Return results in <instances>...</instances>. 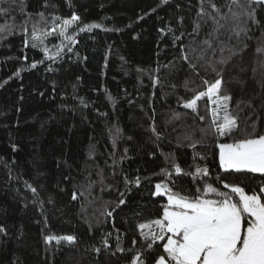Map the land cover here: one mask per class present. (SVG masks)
I'll return each mask as SVG.
<instances>
[{
    "label": "trees",
    "instance_id": "obj_1",
    "mask_svg": "<svg viewBox=\"0 0 264 264\" xmlns=\"http://www.w3.org/2000/svg\"><path fill=\"white\" fill-rule=\"evenodd\" d=\"M42 2L26 0L27 11H46L64 19L75 12L81 25L103 27L80 33L72 51L65 49L55 61L46 60L39 48H24L19 33L0 41V225L7 231L0 234V264H128L132 239H137V249L143 245L136 225L156 218L160 205L166 203V198L151 195L154 184L165 181L161 169H172L165 157L184 171H194L196 166L209 169V176L197 183L190 176H174L176 191H194L204 180L228 191L217 184L219 176L244 187L247 194L258 192L264 177L219 168L211 135L195 149L190 146L211 121L205 111L207 98L198 101L200 114L206 116L203 122L181 106L194 96L184 87L186 79L195 81L189 89L205 90L200 78L179 59L181 44L187 46L193 39L189 33L197 20L198 0H170L167 5L160 0H49L54 7L48 9L40 7ZM13 15L17 22L22 19L18 9ZM257 19L259 27L249 33L253 39L232 57L225 80L233 108L239 99L261 96L253 100L257 115L252 117L260 126L264 93L257 81L264 80V56L255 49L264 29V12H258ZM207 31V27L201 30L197 43ZM181 32L182 40L174 43ZM221 39L242 47L235 37ZM57 45L54 36L47 41L50 54ZM38 61L43 62L28 70ZM17 71L20 77L15 76ZM154 76L160 81L155 86ZM201 76L213 79L203 70ZM250 112L244 108L241 122ZM177 114L182 115L176 118ZM153 124L160 139L152 131ZM97 170L103 172L105 190L100 191L102 185L97 183L91 196L85 192L71 200L73 190H84L80 186L87 184L86 176L99 181ZM124 176L129 180L139 176L140 187L126 186ZM25 181L36 187L35 195ZM121 191L127 203L117 207ZM105 209H115L113 216L102 215ZM49 235H74L76 243H46ZM104 239L109 248L104 247ZM118 244L125 252L117 251ZM95 248H100L99 254Z\"/></svg>",
    "mask_w": 264,
    "mask_h": 264
},
{
    "label": "snow or ice",
    "instance_id": "obj_2",
    "mask_svg": "<svg viewBox=\"0 0 264 264\" xmlns=\"http://www.w3.org/2000/svg\"><path fill=\"white\" fill-rule=\"evenodd\" d=\"M169 3L170 0H160L161 5ZM198 4L197 20L194 22L192 32L189 33L193 39L187 46L181 44L179 59L188 66L194 77L200 78L205 90L189 89V85L195 81L186 79L184 87L193 91L194 96L181 106L190 110L200 122H203L206 116L200 114L198 101L207 98L205 111L210 115L211 121L208 127L200 129L202 133L200 140L192 142L190 146L195 149L197 143H203L204 139L211 135L218 149L219 168L223 172L252 173L264 177V124L258 126L257 121L252 119L257 115L253 100L260 99L261 96L257 94L249 100L239 99L233 108L231 106L233 95L226 90L228 82L225 80V72L232 57L248 47L245 41L253 39L249 33L260 25L257 16L258 12H264V0H225L223 4H217L216 0H198ZM27 7L26 0H0V18H5L4 22L0 23V41L19 33L23 36L24 48H39L46 60L55 61L65 49L72 51V47L78 43L76 37L80 33L103 27L98 23L81 25V18L75 12L70 18L64 19L60 15L46 11L29 12ZM40 7L48 9L54 5L50 4L49 0H43ZM17 9L22 17L19 22L16 15H13ZM180 22H183V17L180 18ZM204 27H207L208 31L197 43L196 37H199ZM168 31L171 32L172 29L169 28ZM53 35L61 38V43L56 46L55 53L50 54L49 48L45 46V40ZM225 35L227 41L235 37L237 44L242 47L230 46L221 39ZM183 36V32L180 36H175L174 43L182 40ZM256 40L255 52L264 56V29L261 30V37H257ZM225 51L229 55L225 56ZM24 59L26 61L27 57ZM42 62L31 63L28 70L35 69L37 64ZM261 64L264 66V61H261ZM201 70L212 73L213 79L201 76ZM255 72L256 69L253 68V78ZM20 75V71L15 73L16 77ZM152 80L154 86L160 82L159 76L152 77ZM7 82L4 81L5 84ZM257 84L261 93H264V80L257 81ZM0 87L3 85L0 84ZM83 103L81 100V104ZM261 107H264V102ZM244 108L252 109V112L241 122L240 113ZM180 115L182 114H177L176 118ZM152 131L157 139L161 138L154 124ZM113 147L115 148V138ZM13 150L15 151V146ZM193 159L195 160V156ZM200 159L204 157L201 155ZM165 160L171 163L172 169L169 170L167 167L161 169L165 181L155 183L151 195L154 198H166V203L160 205L156 218L136 225L143 245L137 249L138 241L132 239V248L127 250L132 253L128 264H264V196L261 195L264 194V184L260 185L258 192L252 190V194H247L244 187L229 184L217 176V184H222L228 191H221L206 180L195 187L194 191H176L174 176H190L193 183H197L209 176V169L196 166L194 171H184L175 161H170L168 157H165ZM96 175L99 181L92 180L90 174L86 176L87 184L80 186L84 190H73L71 200H78L79 197L85 196V192L91 196L92 188L97 183L102 185L100 191H104L103 172L97 170ZM123 179L126 186L133 184L139 188L141 185L139 176L134 180H129L127 176ZM25 186L34 195L37 193L36 187L27 181ZM107 187L111 190V186ZM119 196L117 207L127 203L124 192H119ZM114 211L115 209L112 211L105 209L102 215L112 217ZM0 234L7 235L6 228L2 225ZM52 241L57 245L62 241L73 245L76 243V237L74 235L45 237L46 243ZM103 245L105 248L110 247L107 239L103 240ZM94 250L100 253V248ZM117 251L123 253L125 249L118 244Z\"/></svg>",
    "mask_w": 264,
    "mask_h": 264
},
{
    "label": "rangeland",
    "instance_id": "obj_3",
    "mask_svg": "<svg viewBox=\"0 0 264 264\" xmlns=\"http://www.w3.org/2000/svg\"><path fill=\"white\" fill-rule=\"evenodd\" d=\"M55 38H57L58 40V45L61 43V38H59L57 35H53ZM52 36L48 37L46 40H45V46L47 45V41L51 38Z\"/></svg>",
    "mask_w": 264,
    "mask_h": 264
}]
</instances>
